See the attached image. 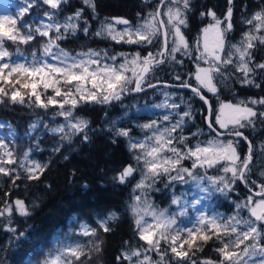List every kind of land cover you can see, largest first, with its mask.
I'll list each match as a JSON object with an SVG mask.
<instances>
[{
    "label": "snow or ice",
    "instance_id": "1",
    "mask_svg": "<svg viewBox=\"0 0 264 264\" xmlns=\"http://www.w3.org/2000/svg\"><path fill=\"white\" fill-rule=\"evenodd\" d=\"M37 3L38 0H26L25 6L18 10V18L0 16V82L9 86H0V97L8 96L13 103H24V97L27 94L29 98L35 97L33 103L41 108L58 105L60 108L58 114L65 118L66 124L51 129V131L61 134L62 140L70 141L71 137L77 134H83L85 141L89 139L85 131L88 122L83 119L73 120L72 111L65 109L66 104L75 108L79 101L108 103L113 99H120L123 94L128 92L138 93L144 91L145 88H155L157 84L149 81V75L156 67L168 62L183 64L182 59H177V54L181 57L192 58L193 50L182 32V27H187L188 24L187 13L191 11V0H170V3L169 0H160L157 8L141 17L142 22L135 26L123 17H113L101 21V26L94 35L111 39L117 44L124 43L145 47L159 43V37H163L162 45L156 52L149 51L144 56H141L139 51L130 56L125 53H118L117 55L124 57L123 63L118 66L101 64V60L107 57V53L101 57L99 52L89 49L87 53L70 56L59 46L61 40L66 39L69 35L74 36L77 31L82 30L86 36L88 35L90 24L84 13L86 9H91L92 18H97L94 0H82L84 7L78 8L71 15L64 17L63 20L58 19V17L62 6L68 3V0H42V3L48 6L49 11H45L44 17L35 22L36 26L20 23L22 18L30 13L33 7L37 6ZM233 3L234 0H227L228 7L223 19L218 17L212 9L200 13L201 18L210 17L212 22L201 30L203 44L201 45L198 40L195 46V73L191 75H194L197 85L192 86L188 80H182L180 75L175 76L179 82L176 87L190 88L194 96L199 97L205 104H209V101L202 94V90L206 89L214 95L217 94V87L213 83L217 77L227 79L235 73H239L236 79L242 86L257 89L262 87L261 83L256 82V77L264 74V62L257 63L253 52L257 47V42L264 45V8L244 21L249 26V30L242 34L240 42L226 46L225 37L233 29ZM164 17L167 19L165 20ZM120 25L123 27L118 28L117 26ZM209 35L213 37L211 42L208 39ZM37 36L43 38L44 42L41 45L42 52L40 54L33 53L32 62L24 63L12 59L13 54L7 49L6 42L10 41L16 45L28 44ZM16 55H19L18 48ZM117 55L108 58L116 61ZM43 57H48L56 63H48ZM200 62L207 67H202ZM92 65L97 67L92 69ZM229 69H234V73L230 72ZM129 72L131 75H127ZM37 77L38 79H35ZM73 81L76 82L73 85L75 92L71 88L62 91V87L72 85ZM88 83L91 84V88L85 86ZM17 84L22 89H31V92L22 93L20 89L15 87ZM38 85L44 89L52 88L54 91V96L48 97L46 103L37 91ZM168 86L165 85V87ZM77 94L79 101L76 98ZM164 96L165 100L161 104L154 105V107L169 110L162 117L164 121H171L174 114L178 115L179 118L174 124L163 128L157 126V121L143 124L141 125L142 129L148 130L151 135H145L141 140L133 139L131 130L118 128L115 121H113L110 129L115 136L127 137L129 150L137 152L135 155L137 164L143 162L145 170L142 172V178L137 183L136 189L150 188L155 179L162 173L175 172L176 175H170L171 180L183 181V174L195 179L192 169L205 165L211 168L221 161L226 162V166L222 170L226 174L231 173V179H226L225 176L208 177L210 184L215 186V190L221 192L224 189L231 190L232 184L237 180L243 182L247 187V173L253 159L252 144L240 129L255 128L257 120L264 122V97L258 99L249 97L248 100L237 104L221 102L215 124L223 131H218L209 121L208 128L216 133V138L207 141L205 146L197 144L193 148L187 145V138L182 134V128L186 122L185 118H191V112L185 110L182 114L176 113V109L180 105L171 100V93L165 92ZM55 97H62V99L57 100ZM209 110L211 111V108ZM4 126L0 124V128ZM8 127V137L14 138L15 131L11 129V126ZM36 128L37 124H32L30 133ZM178 130L180 134L173 137L172 134ZM193 135L196 134L193 133ZM222 136H229L232 139H228L227 142L218 139ZM240 139L248 143V153L243 157L237 152ZM174 140L176 141L175 144L173 143ZM2 141L3 138L0 137V174L13 177L22 169L29 180L39 179L47 168V164L31 159L30 152H24L22 158H17L15 150ZM177 145H184V149L182 150ZM56 150L59 151L58 148ZM166 152L172 153V156H166ZM186 159L193 160L191 169L181 166V161ZM137 170L134 166L128 165L114 179L120 183H125L127 178L131 177ZM261 175L264 176V172ZM15 179H19V175H15ZM221 184L223 187H220ZM252 184L259 190L253 191L249 187L252 195L248 196L243 205H237V208H248L250 212L248 220L242 221L237 217H231L227 221L218 222L216 217L208 218L201 214L198 222L203 227H197L194 230L187 229V239L183 238L179 232L171 234L170 230L176 223L175 219L166 216L162 211L156 212L150 206H146L143 209V214L144 216H151L152 222L143 221V216H140L136 220V225L139 239L145 241L148 247L125 248L116 257V264H125V262L127 264H157L152 260L149 253L155 251L160 254L161 240L167 242L169 239L171 253L178 258L177 264H181L189 257V251L184 250V245H187L189 250L198 247L194 243L197 239V233H204L198 237L204 241L210 238L205 229L211 230L218 239L221 238V234L228 237L227 241L223 243V247L218 249L222 257L220 264H239L241 257L231 249H239L240 245H245L244 255L248 256L249 260L252 257L260 256L259 264H264V246L261 244L264 233L257 225V222L264 223V183L257 184L256 181H252ZM254 197H259V199H254ZM135 199L140 201L141 197L136 196ZM172 203H179V198L173 199ZM145 204L147 205V201ZM14 212L21 216L28 215L23 200L16 199L12 203L5 202L4 206L0 207V217L10 218ZM133 212H137V207H133ZM180 214L183 215L184 212L182 211ZM114 218L115 214L112 213L107 219L99 220V227L104 232L111 231L108 221ZM240 225L242 228L238 227ZM7 230L15 232V229L11 227H8ZM81 234L96 235V229L82 224ZM23 235L20 233V236ZM245 242L250 243L245 244ZM96 250L100 251L99 243L96 245ZM83 255L84 252L79 245L68 246L61 249L53 260L45 261V264H76ZM72 257L75 259L73 260ZM163 258L161 255V260ZM243 264H248V260H244Z\"/></svg>",
    "mask_w": 264,
    "mask_h": 264
},
{
    "label": "trees",
    "instance_id": "2",
    "mask_svg": "<svg viewBox=\"0 0 264 264\" xmlns=\"http://www.w3.org/2000/svg\"><path fill=\"white\" fill-rule=\"evenodd\" d=\"M94 2L97 18H92L91 9H86L84 13L90 24L88 35L86 36L82 30L77 31L74 36L69 35L59 42L61 48L70 52H87L89 49H108L111 52H120L132 51L135 48L141 56H144L149 51H158L161 47V37H159V43L140 47L124 43L117 44L111 39L94 35L95 28L102 19L123 17L133 24L154 11L160 0H94ZM82 7H84L82 0H68V3L62 6L58 19H63ZM227 7V0H191V11L187 13L188 24L184 29L187 39L192 42L197 28L208 20V17L201 18V12L212 9L218 17L223 18ZM262 8H264V0H234L231 34L236 35L238 32L242 34L249 30V26L244 21ZM45 11H49L48 6L38 0L37 6L33 7L30 13L23 18L35 27V22L44 15ZM39 38L41 37L37 36L28 44L19 45L9 41L6 42V47L13 56L18 48L20 53L33 57L34 52L41 53L42 44L39 43ZM253 55L257 63L264 62V45L257 42ZM177 59H182L183 64L172 62L162 64L149 75V81L153 84H178L175 76L180 75L182 80H188L192 86H196L191 75L192 58L181 57L178 54ZM229 71L233 72L231 69ZM256 82L261 83L260 89L242 86L236 77L231 76L230 80L226 81L228 86L220 88L217 95L221 99H231L237 95L257 99L264 97V74L258 75ZM0 86L9 87L2 82ZM68 86L62 87V90H66L65 87ZM15 87L22 93L31 92V89L20 88L19 84ZM153 91L155 89L142 93L128 92L123 94L117 102L79 101L75 108L66 104L65 109L72 111L73 119H83L88 122L85 130L89 137L87 141L83 139V134L72 136L70 141L62 140L61 134L51 131L57 125L66 124L65 118L58 114L60 111L58 105L41 108L33 103L35 97L29 98L27 94H25L24 103H13L8 96L0 97V124L5 125L4 130H9L8 126H11V129L15 131V137L12 140L0 135L3 138L2 142L15 150L17 158H22L24 152H30L31 159L47 164V168L39 179L29 180L22 169L15 174L19 175V179H15V175L8 177L0 174V207H3L5 202L12 203L20 199L24 201L28 210L26 216L14 212L10 218L0 217V264H31L36 261L35 258H38V262L39 257L58 251L63 244L79 245L83 250L84 255L76 264L82 262L84 264H116V257L125 248H136L137 246L146 248L147 243L141 241L137 234V225L131 210L134 195L133 182L137 171L128 177L125 183L114 179L128 165L137 168L136 161L133 159L135 151L129 150L126 137L114 135L108 121L111 118L123 116L122 112L127 106L125 103L127 97L132 98L133 96L135 99H140L150 95ZM180 92L192 99L194 108L190 122L184 127V133L188 134L195 130L205 132L201 136L187 138V145L195 139L202 141L206 136L213 135L205 127L206 108L202 102L192 92ZM202 94L209 98L212 108V124L220 130L213 121L215 112L213 96L205 90H202ZM48 95L54 96L50 90H45L41 94L45 103ZM55 98L62 99V97ZM144 117L147 115L129 116L137 121ZM32 124H37V128L30 133ZM117 125L122 128H132L128 122H120ZM240 131L248 137L252 144L253 160L247 173L248 188L237 180L231 190L224 189L216 195L213 198V205L223 213L232 210V203L235 199L248 194L246 189L252 188V181H256L257 184L264 183V176L261 175L264 172V147H262L264 145V122L257 120L255 128L247 127ZM57 148L59 151L56 150ZM246 150L244 140H240L237 152L243 157ZM218 173L219 170L212 172L216 176ZM162 178L160 175L155 183L147 188L145 195L154 206L172 208L169 190L160 184L159 180ZM112 213L115 214V218L108 221L111 231L104 232L99 227L98 221L107 219ZM82 224L96 229V235L81 234ZM8 227L15 229V232L8 231ZM205 231L209 232L207 234L210 236L207 241L197 237L194 243L198 247L191 250L184 245V250L189 251V257L181 264H203L207 260H220L218 249L222 247L225 236L221 234V238L218 239L211 230ZM20 233L24 235L20 236ZM183 238L187 239V237ZM98 243L100 251L96 250ZM169 245L168 242L161 240L160 254L152 252L158 255L157 264H177L178 258L171 253ZM161 255L164 257L163 260H161Z\"/></svg>",
    "mask_w": 264,
    "mask_h": 264
},
{
    "label": "rangeland",
    "instance_id": "3",
    "mask_svg": "<svg viewBox=\"0 0 264 264\" xmlns=\"http://www.w3.org/2000/svg\"><path fill=\"white\" fill-rule=\"evenodd\" d=\"M25 3H26V0H0V16H9L12 18H18V10L21 7L25 6ZM169 3H170V1H169ZM43 17H44V15L39 17V19H42ZM109 19H111V18H109ZM164 19L166 20L167 18L164 17ZM221 19H223V18H221ZM60 20H63V19H60ZM104 20L105 19H102L101 21H104ZM101 21L99 22V24L95 28V32L100 28ZM141 22H142V20L140 18L137 22L133 23L132 25L135 26ZM211 22H212L211 18L208 17V20L205 21L201 26H199L197 28L196 32L193 35L192 42H190V40L187 39V37L184 33V29L186 27H182V32L184 33V36H185L186 40L188 41L190 48H192V50H193V56H192V62H193L192 69L193 70H192L191 74L195 73V55H196L195 46H196V42L199 40L201 42V45L203 44L201 30ZM20 23L28 24L26 22L25 18H22ZM117 27L122 28L123 26L120 25ZM242 34H240V32H238L236 35L231 34V32L227 33V35L225 37L226 46L238 44L241 40ZM208 39H209V42H211L213 37L211 35H209ZM38 41L40 44H42L44 42V40L42 38H39ZM161 45H162V39H161ZM61 49H63V48H61ZM64 51L67 52L70 56H76L77 54L88 52V51L87 52H73V51L70 52L68 50H64ZM94 51L99 52L101 54V57H104V53H107V57H104L101 60L102 65L106 63V64H112L114 66H118L120 63H123V60H124L123 56L117 55L118 53H125V54H128L130 56L131 54L137 52V49L134 48L132 51H120V52H111L108 49H96ZM41 52H42V48H41ZM112 55H117L116 61H112L111 59L108 58V57H111ZM12 59L18 60L20 62L28 63V62H32L34 58L28 57L27 55L19 52V55L15 54L12 57ZM43 59L46 60L48 63H56V61L50 60V59H48V57H43ZM200 63H201L202 67H207V65H204L202 62H200ZM96 67H97L96 65L91 66L92 69H95ZM231 71L234 72V69H231ZM127 75H131V73L129 72V73H127ZM238 75H239V73H235L232 76L236 77ZM192 77L194 79L195 85H197V82L194 78V75H192ZM230 77L227 79H225L224 77H217L214 79L213 83L217 87V90H218L217 93L219 92V89L222 88L223 86H226V85L228 86L226 81L230 80ZM35 79H38V77ZM62 82H63V80H62ZM75 84H76V82L73 81L72 85H69L68 87H65V88H71L72 91L75 92V88L73 87V85H75ZM57 86H61V85H57ZM85 86L87 88H91L90 83L86 84ZM45 90H50L54 94V91L52 88L44 89L41 85H38L37 91L40 94H42V92ZM204 90L208 94H211V96H213V100L215 101V112L213 115L214 123H215L216 115L219 111V107H220L221 102L237 104V103H240L241 101H246L249 98L248 96L237 95V96L232 97L231 99H226V98L221 99V97H218L217 94L214 95V94L208 92L206 89H204ZM165 92L171 93L172 94L171 100H174L177 104L180 105V107L178 109H176V113L182 114L185 110H189L191 112V117H192V114L194 113L192 99L189 98L188 95H184L183 92L164 87V88H156L155 91H153V93H151L150 95L143 96L140 99H135V98H133V96H132V98L126 96L127 102H125V103H127V106L124 107V110L122 112L123 116L122 117H114V118L109 119V121H108L109 124L112 126L113 121H115L116 126L118 128H122V127H119L117 124L120 122H123V123L128 122V124L130 126H132V128L126 127L125 129H130L131 130V137L133 139H136V140L143 139L145 137V135H151V133L148 132V130L142 129L141 125H143V124L151 123L152 121H157V126L161 127V128H163L165 126H170L171 124H174L176 119L179 118L178 115L174 114L173 119L171 121H164L162 117L169 110L164 109V108L154 107V105L161 104L162 101L165 100V96H164ZM48 97H51V95H48L46 97V100ZM122 97L123 96H121L120 99ZM76 98L79 101V95L78 94H77ZM120 99H118V100L113 99L111 101L117 102ZM256 107H260V106H256ZM142 114H146L147 117H144L143 119H141L139 121L135 120L134 118H129V116H131V115H142ZM118 118H120V119H118ZM73 120H76V119H73ZM190 120H191V118H185L186 122L184 123L183 128H182V134L186 138H191V137L195 138V137L201 136L202 134L205 133L203 130H195V131H192L188 134H185L183 131L184 127L190 122ZM59 126H61V125H57L54 128H57ZM216 126L219 128L218 125H216ZM8 132H9V130H4L3 127L0 128V135L1 136L9 138L7 135ZM193 133H195L196 135H193ZM179 134H180V131L178 130V132H175L172 135H173V137H175ZM213 138H216V136L215 135L206 136L202 141H197L195 139V140H193V142L189 143L188 146L193 147V148L197 144H200L201 146H205L207 144V141H209L210 139H213ZM9 139L12 140V138H9ZM126 139L128 141L127 137H126ZM218 139H221V140H224L225 142H227L228 139H232V138L226 136V137H219ZM173 143L175 144L176 141L174 140ZM177 146L180 147L182 150L184 149L183 145H177ZM134 153H135V155L137 154L136 151ZM165 155L171 157L172 153L166 152ZM245 155L246 154H244V156ZM133 159H135V157ZM135 161H136V159H135ZM192 163H193L192 159H186V160L181 161V166L191 169ZM135 165H136L138 170H137L136 178L134 179V182H133V185H134L133 189H135V191H134V195H133V201L131 204V210H132V213L134 215L135 222L138 218H140V216H143V221H147L149 223L152 222L151 216H144V214H143V209L146 206H150L153 211H156V212L162 211L165 213L166 216L176 220V223L172 226V229L170 230L171 234H174L175 232H179L182 237L188 238L187 231H186L187 229H193L194 230L197 227H203L198 222V218L201 216V214H203L204 216H206L208 218L216 217L218 222L219 221H227L231 217H237L238 219H240L242 221L248 220L250 218V212L248 211V208H246V207L237 208V205L238 204L243 205L247 201L248 196L251 194L243 195L240 198L235 199V201H233V203H232V210L230 212L223 213L221 210L217 209L213 205V198L216 195L220 194L221 191L215 190V186L211 185L207 178L208 177L225 176L226 179L230 180L231 179V173L226 174L222 170L223 167L226 166V162H224V161H221L219 164H217L211 168H209L207 165H205L204 167H198L196 169H192V172H193L194 176L196 177L195 179H193V177H191V176H188L187 174L182 173L184 175L183 181L171 180L170 175H176L175 172H171L170 174H164V173L160 174L163 177L162 179L159 180L160 184L166 186V188L169 190V193L171 195L172 208L157 207V205L154 206L150 202L148 197H146V195H145L146 190H148L147 188L143 189V190L136 189V185L141 180L142 172L145 169H144L143 162H141L140 164H137V161H136ZM214 170H219V173L217 176L212 174V172ZM204 172H208V173L205 174ZM157 179L158 178H156L155 181ZM154 183H152V184H154ZM250 183L251 182H249V184ZM220 187H223V185L221 184ZM232 187H233V184H232ZM253 187H255V188H253ZM252 189L254 191L259 190L255 185H252ZM136 196H140L141 200L136 201V199H135ZM177 198H179V203L173 204L172 203L173 199H177ZM254 199H259V197H254ZM145 201H147V205L145 204ZM197 201H198V203H197ZM133 207H137V212H133ZM182 211L184 212L183 215L180 214ZM175 215L178 217H176ZM252 219H254V218H252ZM257 225L260 228L261 232L264 233V223L257 222ZM238 227L242 228V225H240ZM205 230L209 231V229H205ZM206 233H209V232H206ZM202 234H204V233H197V237H199ZM227 239H228V237L225 236V238L223 239V243L225 241H227ZM167 242L170 244V239ZM248 243H250V242H245V244H248ZM261 244H262V246H264V239L261 240ZM68 246L69 245L63 244L62 246L59 247L58 251H54L50 255L45 254L44 257H39L38 262H37L38 258H35L36 261H34L31 264H45V261L53 260L60 253L61 249H65ZM147 247H148V245L146 246V248ZM222 247H223V244H222ZM244 247H245V245H240L239 249H236V248L231 249L233 251H236L237 255L239 257H241L239 264H243L244 260H248V264H259L261 257L255 256L249 260V257L244 255V251H243ZM149 255H151L152 260L154 262H156L158 255H155L152 252H150ZM221 260H222V257L220 255V260H218V261L207 260V261H204L203 264H220ZM81 264H84V263L82 262Z\"/></svg>",
    "mask_w": 264,
    "mask_h": 264
},
{
    "label": "water",
    "instance_id": "4",
    "mask_svg": "<svg viewBox=\"0 0 264 264\" xmlns=\"http://www.w3.org/2000/svg\"><path fill=\"white\" fill-rule=\"evenodd\" d=\"M160 4V2H159ZM158 4V5H159ZM161 39L163 41V37L161 36ZM157 84V87L155 88H145L144 91L142 92H145V91H149V90H152V89H156L158 87H165V85H169L168 87H165V88H169V89H173V90H180V91H189L191 92L190 88L189 89H186V88H180V87H176L177 84H169V83H156ZM134 87V85H133ZM142 92H138V93H142ZM137 93V92H136ZM204 95V94H203ZM205 96V95H204ZM208 101H209V98L207 96H205ZM197 99L202 102V104L204 105V107L206 108V114L204 116V123H205V127L213 134L216 136V133L211 131L209 128H208V123L209 121H211V111H212V108H211V105H210V102L209 104H205L202 100L199 99V97H197ZM209 108H211V111L209 110ZM212 122V121H211ZM214 126V125H213ZM215 127V126H214ZM216 128V127H215ZM217 129V128H216ZM218 130V129H217ZM220 131V130H218ZM222 137H226V136H222ZM240 140H243V139H240ZM246 146H247V150H246V154L248 153V143L246 141H244ZM253 160V159H252ZM243 184V182H242ZM249 190V189H248ZM250 192V191H249ZM250 194L252 195V192H250Z\"/></svg>",
    "mask_w": 264,
    "mask_h": 264
},
{
    "label": "flooded vegetation",
    "instance_id": "5",
    "mask_svg": "<svg viewBox=\"0 0 264 264\" xmlns=\"http://www.w3.org/2000/svg\"><path fill=\"white\" fill-rule=\"evenodd\" d=\"M248 188V187H247ZM246 192L248 193V194H250V192L246 189Z\"/></svg>",
    "mask_w": 264,
    "mask_h": 264
}]
</instances>
